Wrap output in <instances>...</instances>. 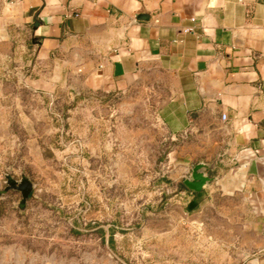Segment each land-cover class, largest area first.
<instances>
[{
  "label": "rangeland",
  "instance_id": "1",
  "mask_svg": "<svg viewBox=\"0 0 264 264\" xmlns=\"http://www.w3.org/2000/svg\"><path fill=\"white\" fill-rule=\"evenodd\" d=\"M29 35L0 32V264L264 257L242 196L185 208L183 178L210 145L166 132L158 112L164 88L78 89L39 68ZM22 180L32 186L24 202L9 188Z\"/></svg>",
  "mask_w": 264,
  "mask_h": 264
},
{
  "label": "crops",
  "instance_id": "2",
  "mask_svg": "<svg viewBox=\"0 0 264 264\" xmlns=\"http://www.w3.org/2000/svg\"><path fill=\"white\" fill-rule=\"evenodd\" d=\"M0 2V32H29L48 77L107 94L164 88L166 132L204 138L210 148L193 164L214 163L201 192L184 187L185 208L242 196L264 250V0Z\"/></svg>",
  "mask_w": 264,
  "mask_h": 264
},
{
  "label": "water",
  "instance_id": "3",
  "mask_svg": "<svg viewBox=\"0 0 264 264\" xmlns=\"http://www.w3.org/2000/svg\"><path fill=\"white\" fill-rule=\"evenodd\" d=\"M144 17L146 15H140L138 20H146ZM214 167V163L212 165H208L206 163H197L192 164L190 175L183 178L182 184L183 186L192 193H199L205 188L210 182L214 181V177H210L206 171H212ZM10 189L18 190L22 194V202L26 200L29 193L32 190V186L27 180H22L20 185L17 186L16 182H9Z\"/></svg>",
  "mask_w": 264,
  "mask_h": 264
},
{
  "label": "built area",
  "instance_id": "4",
  "mask_svg": "<svg viewBox=\"0 0 264 264\" xmlns=\"http://www.w3.org/2000/svg\"><path fill=\"white\" fill-rule=\"evenodd\" d=\"M186 32H188V31H186ZM221 120H222L223 122L227 121V116H226L225 114H222V115H221Z\"/></svg>",
  "mask_w": 264,
  "mask_h": 264
}]
</instances>
